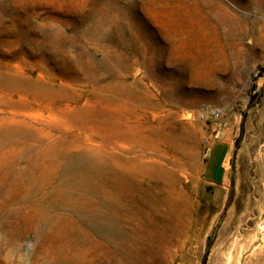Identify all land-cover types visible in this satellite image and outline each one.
<instances>
[{
  "label": "rangeland",
  "instance_id": "rangeland-1",
  "mask_svg": "<svg viewBox=\"0 0 264 264\" xmlns=\"http://www.w3.org/2000/svg\"><path fill=\"white\" fill-rule=\"evenodd\" d=\"M0 264H264V0H0Z\"/></svg>",
  "mask_w": 264,
  "mask_h": 264
},
{
  "label": "built area",
  "instance_id": "built-area-1",
  "mask_svg": "<svg viewBox=\"0 0 264 264\" xmlns=\"http://www.w3.org/2000/svg\"><path fill=\"white\" fill-rule=\"evenodd\" d=\"M222 109L211 104L203 105L200 110L199 114L203 118L205 116L211 117L213 120H219L222 116Z\"/></svg>",
  "mask_w": 264,
  "mask_h": 264
},
{
  "label": "bare ground",
  "instance_id": "bare-ground-1",
  "mask_svg": "<svg viewBox=\"0 0 264 264\" xmlns=\"http://www.w3.org/2000/svg\"><path fill=\"white\" fill-rule=\"evenodd\" d=\"M115 134V133H114ZM120 134H122V133H120ZM116 135V134H115ZM118 141V140H117ZM123 142V141H122Z\"/></svg>",
  "mask_w": 264,
  "mask_h": 264
}]
</instances>
